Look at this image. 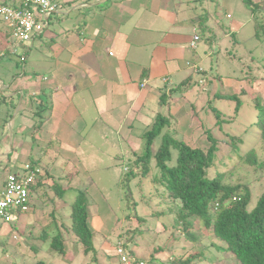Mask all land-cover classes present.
I'll list each match as a JSON object with an SVG mask.
<instances>
[{"label": "crops", "instance_id": "0c3cea01", "mask_svg": "<svg viewBox=\"0 0 264 264\" xmlns=\"http://www.w3.org/2000/svg\"><path fill=\"white\" fill-rule=\"evenodd\" d=\"M19 1L0 0V5L16 6ZM55 1L57 12L47 19L44 32L28 44V49L22 45L24 65L31 57L29 52L34 51L31 49L39 45L38 58L28 69L21 66L24 71L13 79L0 77V93L8 94L15 116L31 114L36 123L31 128L23 123L16 127L11 122L12 145L20 147L15 151L13 146L10 151L8 144L2 143L0 167L9 160L17 165L23 155L30 160L26 164L44 170L41 178L46 176L45 184L49 176H57L51 165L66 161L64 175L69 176L74 172V161L82 164L83 160L93 159L96 151L98 156L116 160V169L123 165L124 173L128 163L143 157L139 154L146 147L143 135L157 116L174 112V96L188 94L199 82L205 84L208 78L215 77V63L212 74L200 63L206 19L220 25L225 17L233 18L228 12L230 4L241 22L256 23L255 16L264 20V0ZM257 6L259 9L253 13ZM54 15L66 21L58 34L46 31ZM1 28L0 70L4 66L10 70L11 57H1L10 48L11 40ZM254 30V36L246 40L240 37L237 44L258 41L256 24ZM235 34L240 35L234 27L232 35ZM195 35L201 39L192 50ZM209 43L216 41L210 38ZM44 66L47 68L42 69ZM194 66L203 71H195ZM162 96L166 99L161 105ZM8 108L4 110L7 115ZM45 132L48 144L44 143ZM6 172L0 174V190L12 171ZM33 187L30 213H37Z\"/></svg>", "mask_w": 264, "mask_h": 264}, {"label": "rangeland", "instance_id": "374dc122", "mask_svg": "<svg viewBox=\"0 0 264 264\" xmlns=\"http://www.w3.org/2000/svg\"><path fill=\"white\" fill-rule=\"evenodd\" d=\"M232 8L233 6L229 4L228 12L233 18L226 19L224 14L225 20H221L220 25L213 20L207 21L209 19L207 18L202 29L205 33L200 42V63L207 68L208 74H212V65L215 63L217 69L213 70L217 71L214 73L215 77L208 78L205 84L198 83L191 92L185 93L186 95L174 96L172 102L174 112L170 117L177 124L165 128L159 139L156 138L152 154H155L161 140L167 135L173 134L176 141L203 151H208L211 147L210 140H217L218 158L216 168L210 171L211 177L217 171H227L232 184L253 181L250 202V207L253 208L264 191V177L259 176L260 173L253 167L240 162V157L244 158L243 155L258 142L256 122L260 109L254 99L261 97V106L264 107V27L261 25L263 21L260 22L259 19L258 31L263 35L257 37L258 41L252 39L253 41L249 40L245 46H240L237 40L240 37L246 40L247 37L254 36L256 23L251 20L249 23L241 22ZM57 19L55 15L51 19L50 28L46 30H49L50 34H58L61 27H65L66 21H62V18ZM46 26L45 22V28ZM234 27L239 36L232 35ZM210 38H214L216 44L209 43ZM28 44L30 43L24 45L27 49L30 46ZM24 46L19 49V56L25 53ZM215 50L220 54L215 53ZM31 51L33 52H29L31 57L26 65L20 62L17 55L9 56L12 60L11 71L4 66L0 70V77L5 75V80L9 77L13 79L16 74L24 71L21 66L28 69L32 60L35 61L39 56V45ZM44 68L47 66L42 67ZM7 95L5 93L3 96L0 93V150L6 143L10 151L13 146L16 151L20 146L17 147L14 143L12 145L11 122L13 121L16 127L23 123L31 128L36 123H33L34 117L31 114L16 117ZM231 96H238L240 104L238 105L236 99H230ZM8 107L10 111L7 115V111L4 110ZM36 120L38 121V118ZM167 130L170 132L166 133ZM46 133L43 135L45 140ZM236 138L239 141L233 143L232 139ZM44 143L48 144L47 140ZM144 149L139 153L141 156L144 155ZM257 153L260 162L264 163V143L257 147ZM96 154L93 159L83 160L82 164L73 160L71 165L74 172L69 176L64 175L67 172V169L64 170L66 161L51 165L52 172L57 176H49L44 188H40L35 194L37 213L19 216L16 228L12 224H3L0 220V264H122L115 251L119 243L125 246L127 254H130V250L134 252V255L130 256L131 259L143 260L144 264H165L172 261V256L179 257L184 253L201 251L210 258L217 256L210 264H224L225 261L217 262L218 257L229 256L226 252L217 251L216 246H224L221 241L215 237H208L206 230H196L195 225L193 232L195 236L200 235L197 243L195 242L197 239H194L195 241L187 239L177 228L184 225L176 223L180 205L168 197L160 196V194L167 196V187L159 184L157 179L159 169L154 158L142 161L138 167L141 171L145 167L144 163L150 164L152 170L149 175L145 176V173L140 172L129 180V176H126L128 165L127 167L125 165L126 170L123 173L121 171L123 165L116 169L117 166L113 164L116 160L111 161L108 157L98 156L97 151ZM177 157L178 151L172 149V161L168 165H175ZM29 161L23 155L17 165L10 163L9 160L6 165L0 167V174L9 170L12 173H19ZM54 183L67 189L66 198L69 204L74 200L77 189H84L89 195L90 228L98 235L95 250L89 255H85L82 248L71 242L74 235L70 229V206L68 204L64 206L57 197ZM58 229L64 234L66 241H69L65 258H59L50 248L51 238L43 240L41 237L46 230L49 231V237H52ZM225 263L233 264L231 261Z\"/></svg>", "mask_w": 264, "mask_h": 264}, {"label": "trees", "instance_id": "16d2710c", "mask_svg": "<svg viewBox=\"0 0 264 264\" xmlns=\"http://www.w3.org/2000/svg\"><path fill=\"white\" fill-rule=\"evenodd\" d=\"M258 9V6L255 7L253 13H256ZM261 21H263L261 25L264 27V20ZM0 22L2 27L1 18ZM255 22L257 28L256 36L260 38L263 34L258 31L259 17L255 16ZM1 32L2 30H0V34ZM7 35L9 36L8 33ZM18 54L7 49L1 58L17 55L20 62L24 63L22 55L19 56ZM200 71L202 72L203 70L200 69ZM161 99L162 105L166 96H162ZM230 99H236L239 102L238 105L240 104L238 96H231ZM254 101L260 109L256 122L259 133L258 142L243 155L244 158L240 157V162L242 161L253 167L256 172L260 173L259 176L264 177V163L260 162L257 153V147L264 143V107L261 106V97H256ZM176 124V121L168 115L160 113L157 116L153 125L143 135L146 142L143 157L127 164L128 172L126 176H129L128 179L132 180L136 173L143 172L145 176L149 175L152 170L150 164L144 163L143 166L145 167L141 171H139L138 167L142 164V161H150L151 158H154L159 169L157 175L159 184L167 187V196L164 194H160V196L168 197L171 201L180 205L176 223L184 224L182 227H177L184 233V237L193 239V241L197 239L195 241L197 242L200 235L195 236L193 232L196 225V230H206L208 237H215L224 244V246H216L217 251L226 252L229 256L218 257V263L231 261L233 264H264V191L255 207L251 208V185L253 181L248 180L244 183L232 184L229 181L227 171H217L211 177L210 171L216 168L218 158V141L214 139L210 140L212 145L208 151H203L190 147L184 142L176 141L172 136L173 134L167 135L161 140V144L155 154H152L156 138L159 139L165 128H171V126H176ZM169 132L170 130H167L166 133ZM232 140L233 143L234 141L235 143L239 141L238 138ZM172 149L178 151V157L176 164L169 166L168 164L172 161ZM44 179L45 177L38 178L36 185H34L33 188L36 193L40 188H44ZM54 190L57 197L64 203V206L66 204L70 206V229L74 235V239H71V242L82 248V252L85 255H89L95 250V240L98 235L90 228L91 204L88 193L84 189H77L74 200L69 204L66 198L67 189L64 186L62 187L55 183ZM18 221L19 217L14 218L11 223L12 226L16 228ZM43 233L41 236L43 240L51 238L50 248L56 252V255L59 258H65L68 253L67 243L69 241H66L64 234L59 229L52 237H49L48 230ZM8 235H10L9 232ZM129 252L128 256L134 255L131 250ZM215 258L217 256L210 258L203 251L192 254L184 253L179 257L172 256V261L165 264H198L199 261H201L200 264L204 262L210 264ZM119 260L121 261V259ZM141 262L143 260L139 259L137 264ZM225 262L224 264H226Z\"/></svg>", "mask_w": 264, "mask_h": 264}, {"label": "built area", "instance_id": "2783aa9c", "mask_svg": "<svg viewBox=\"0 0 264 264\" xmlns=\"http://www.w3.org/2000/svg\"><path fill=\"white\" fill-rule=\"evenodd\" d=\"M56 12L55 0H20L16 6L1 5L0 18L10 36L11 51L17 54L22 45L32 42L36 36L43 33L45 22ZM199 40V36L195 35L190 49H195ZM194 69L199 70L197 67ZM165 82H168V79ZM42 174V168L28 163L21 172H11L6 176L0 190V220L3 224H11L14 218L30 211V192ZM116 251L122 264H136V261L128 256L123 244L119 243Z\"/></svg>", "mask_w": 264, "mask_h": 264}, {"label": "clouds", "instance_id": "9594fccd", "mask_svg": "<svg viewBox=\"0 0 264 264\" xmlns=\"http://www.w3.org/2000/svg\"><path fill=\"white\" fill-rule=\"evenodd\" d=\"M2 5H3V4H2ZM0 6H1V5H0ZM2 26L4 27L3 23H2ZM198 36H199V35H198ZM9 37H10V36H9ZM199 38H200V36H199ZM200 39H201V38H200ZM30 43H31V42H30ZM196 48H197V47H196ZM196 48H195V49H196ZM9 49H10V48H9ZM10 50H11V49H10ZM193 50H194V49H193ZM18 53H19V51H18ZM195 67H197V66H195ZM1 88H2V87H1ZM116 248H117V247H116ZM124 248H125V246H124ZM125 250H126V249H125ZM115 251H116V250H115ZM126 252H127V251H126ZM117 256H118V255H117ZM129 257H130V256H129ZM118 258L120 259L119 256H118ZM130 259H131V257H130ZM133 260H134V259H133ZM138 260H139V259H138ZM138 260H135V261H136V264H137V261H138ZM141 263H143V262H141ZM141 263H140V264H141ZM143 264H144V263H143Z\"/></svg>", "mask_w": 264, "mask_h": 264}]
</instances>
